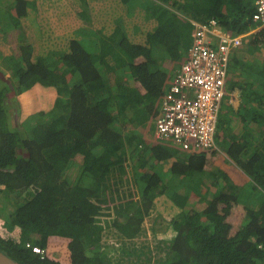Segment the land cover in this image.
I'll return each instance as SVG.
<instances>
[{"label":"trees","instance_id":"obj_1","mask_svg":"<svg viewBox=\"0 0 264 264\" xmlns=\"http://www.w3.org/2000/svg\"><path fill=\"white\" fill-rule=\"evenodd\" d=\"M66 1L78 19L68 37L60 29L63 19L45 21L36 1L0 0L13 23L7 29L0 18V54L8 47L22 62L16 82H0V195L13 207L6 220L14 230L12 238L0 234V250L21 264H123L124 255L132 264H150L153 253L164 255L156 264H264V91L251 79L237 82L244 104L224 116L223 151L249 178L246 186L221 168L212 171L216 149L180 156L184 152L168 141L147 148L137 126L157 116L169 79L164 68L189 42L191 24L157 0H107L103 13L99 8L92 17L83 15V0ZM154 7L169 13L164 22ZM180 7L185 16L217 17L235 33L258 25L254 0H184ZM263 39L262 28L249 42L260 47ZM161 50L167 54L154 52ZM120 65L127 66L124 77L115 74ZM257 66L253 72L264 82V62ZM11 95L22 96L35 117L30 134L19 127ZM128 109L127 122L115 128ZM235 115L246 124L237 134L229 124ZM135 155L139 192L98 196L107 175ZM75 164L79 176L70 182L66 172ZM174 174L186 183L173 186ZM153 205L173 232L154 251L138 239ZM110 225L122 245L101 250V232ZM31 237L43 258L28 243Z\"/></svg>","mask_w":264,"mask_h":264},{"label":"rangeland","instance_id":"obj_2","mask_svg":"<svg viewBox=\"0 0 264 264\" xmlns=\"http://www.w3.org/2000/svg\"><path fill=\"white\" fill-rule=\"evenodd\" d=\"M28 1L30 2L36 1L35 3L37 5L35 8L41 11L40 17H44L45 21L52 19V18L63 19L64 23L60 26V29L62 31V34H65L67 37H68L70 29L72 28L70 23L74 21L72 24H75V22L78 21L77 17L74 15L73 9L69 6V4H67L68 7L66 6L67 8L66 10L65 5L64 4L61 5L62 3L61 0H57V2L60 5L58 3H51L50 0H28ZM157 1H160V0H157ZM106 3H107V0H85L83 1V5H82L83 15L87 17H90V16L92 17L93 12L95 13V15L97 14L99 15L98 9L99 8L104 9ZM183 3H184V0H168L166 2L161 1V4L163 5V7L179 15L180 14L182 15V10L180 9L181 8L180 6ZM103 9H101V13H103L102 11ZM134 10H135L134 6H130V11L133 12ZM151 11L154 12L155 14L158 13L162 19V22H164L165 19L168 18L169 16V13L165 9H162L160 7L151 8ZM187 17L190 18L194 16L193 15L191 16L190 14ZM0 18L2 19V22H4V19L7 21V25H6L7 29L13 28L12 19L10 18L8 11L6 10V8L4 9L1 6H0ZM134 27L136 28V26ZM189 29H190L189 33L191 36L192 27L190 26ZM69 35L71 36L72 34H69ZM188 47H189V42L186 43V45L183 47V49H181L180 52L179 50L177 51L175 61L166 63V65L169 63L171 64L170 67L164 68V70H166V73L168 74V77H169L168 82L172 78V72L173 70H175L174 68L176 66L175 64L181 63V61L186 55L185 52ZM247 48L249 49L251 48V51H249V49ZM3 50L5 51L2 53V55L0 54V82L7 81L8 79H11L13 82H16L17 77L14 71L18 70L19 66H22V62L16 60L15 58L11 56L12 54H10V50L8 47H5ZM95 50L96 49L94 47L92 51H95ZM154 52H157L161 55L167 54L166 52H163L162 50L161 52H158V51H154ZM251 55H253L254 57L252 59H249V56ZM237 56L240 60L237 59ZM232 58L233 59L230 60L229 67L227 70L228 76H227L226 83L224 86L225 95L222 98V102L220 105L221 113H219L220 117L218 118V122H217L218 131H217V136H216L217 137L216 138V144H217L216 150H218L220 157H219V160L215 163L216 165L213 167L212 171H214L215 173L218 164L221 162V164L219 165L222 167L221 169L226 174H228L233 180H236L238 182L243 180L242 184H245L246 186L249 178L239 172L240 171L239 168L234 163H232L228 158H226L225 152L223 151L224 145H222V140H225V137L222 134L224 131L223 122L225 120L224 116L231 117V114H232L231 105L228 102V98H229V94L235 88V85L237 84V82L241 83L237 81V77H239V74L241 73V70H242V67L240 64L242 63V58H244L245 60H248L251 63L250 67H252V65L255 66L253 62H256V64L264 62V42L262 43V45H260V47L254 48L250 45L249 37H247L245 44L239 48V50L237 51V55L235 52L232 54ZM126 67L127 66L125 65L118 66L115 69V74L119 77H124L125 76L124 71L126 70ZM75 78L77 82L80 81L77 75L75 76ZM17 98H18V101L15 98V95H11L10 97V99L15 103V106L19 108V112L17 113V116H15V118L16 120L19 121V127L23 131H25L27 134H30L31 128H32L31 125H33V118L35 117H33L32 114L29 112L23 97L19 96ZM54 112H55V109L52 110V113ZM131 114H132V110L128 109L125 113V116H121L119 118L118 122L115 124V128L119 127V124L121 121L123 123L127 122L126 120L128 119V116H130ZM154 119L155 117L153 116L149 117L145 124L137 126V130L142 134V137L145 138L146 140L143 144L144 145L146 144L145 146H147V148L153 146L154 144L162 142V140L156 139L153 135ZM243 122L244 121L240 120L239 116L237 115L233 116L229 123L230 132H234L236 134L240 133L242 130L241 127H244L246 125ZM129 125L130 124L127 125V129ZM134 127L136 126H133L132 128ZM130 128L131 127L129 126V129ZM144 152L146 154L149 153L148 150L140 151L139 153H144ZM179 155L185 156L186 153L185 152L180 153ZM134 157H135L134 162L132 161V158H129L128 161L123 163V167L121 170L115 171L113 174L107 175L106 179L101 183L100 189L97 194L98 196H101L104 198H110L111 196L115 195L114 194L115 190H117V192L121 191V193L128 192V191L139 192V188L137 184L134 183V180H133V169H134L135 162L138 159L137 155H135ZM224 158L228 159L227 163H224V160H223ZM167 162L169 161H166V163ZM79 172H80V165L78 164L71 165L66 172V176L68 180L72 182L79 176ZM172 176H174L177 180L176 181L174 179L175 181L174 180H172V182L170 181L173 186H175L176 184L182 181L186 183L185 179L180 180L182 175L174 174ZM85 177L86 176H83L80 179V181L82 185L86 184L88 186L90 184V178L88 177L85 178ZM206 177L209 178L208 175ZM136 196H138L139 198L138 194ZM0 202L2 203V205L0 206V234L6 238H12V236L14 235V230H13V227H11L9 223L7 222L8 220H6V217L11 214V212L13 211L12 209L13 207L9 202H7V200H5V198H3V195H0ZM142 226L144 227L143 235H141L140 237L138 236L139 237L138 239L141 240L142 242H145L146 245H143V248L145 250L149 246L154 251L155 241L157 242L159 240H166V239L170 240L171 238H173V232L170 227V224L165 219L159 216V210L155 205H153L150 208L148 214L144 216ZM35 239L36 237H31L28 243L31 246L35 245L36 244ZM121 241L122 240L114 226H111V225L107 226V228L103 229V231L101 232V239H100L101 250L102 249L106 250L112 246L121 247L122 245V243H120ZM118 256L119 258L122 257V253L120 252ZM124 256L125 258L121 259V263L132 264V262L129 261V259L128 260L126 259V255ZM131 257L133 261L134 257L133 256ZM163 258H164L163 253H153V256L151 255L149 258L150 260L149 263L156 264V261L158 263V261L162 260Z\"/></svg>","mask_w":264,"mask_h":264},{"label":"built area","instance_id":"obj_3","mask_svg":"<svg viewBox=\"0 0 264 264\" xmlns=\"http://www.w3.org/2000/svg\"><path fill=\"white\" fill-rule=\"evenodd\" d=\"M254 5L253 19L264 26V0H254ZM192 24L195 29L186 56L159 99L154 136L182 150L199 151L216 147L229 62L246 34L223 28L217 17ZM32 249L43 257L41 248Z\"/></svg>","mask_w":264,"mask_h":264},{"label":"crops","instance_id":"obj_4","mask_svg":"<svg viewBox=\"0 0 264 264\" xmlns=\"http://www.w3.org/2000/svg\"><path fill=\"white\" fill-rule=\"evenodd\" d=\"M61 1H62L61 5L64 4L65 8H66V6L68 7V5H67L68 3L65 0H61ZM50 2L51 3H58L57 0H50ZM66 10H67V8H66ZM136 26H138V25H136ZM251 56H249V59H252L254 57L253 55H251ZM237 59L240 60L238 58V56H237ZM254 60H255V58H254ZM253 63L255 66L252 65V67H250L251 63L248 60H245L244 58H242V63H240L242 70H241V73L239 74V77H237V81L248 82L249 79H251V81L253 82L252 85L254 86V88L257 91H260V90L264 91V82H261V79L258 78L257 75L253 72L256 69V67H258L257 66L258 64H256V62H253ZM177 66H178V64L175 66V68H177ZM239 93H240L239 89L237 87H235L232 90V94H233L232 97L233 98L231 97V99H230V100H232V101H230L231 103L228 101L231 104V107L233 108V110H236L240 103H241V106L244 104V102L241 100V95ZM260 101H262V99ZM260 105L263 106L262 103H260ZM217 168H222V167L218 164ZM240 182H243V180H241Z\"/></svg>","mask_w":264,"mask_h":264},{"label":"clouds","instance_id":"obj_5","mask_svg":"<svg viewBox=\"0 0 264 264\" xmlns=\"http://www.w3.org/2000/svg\"><path fill=\"white\" fill-rule=\"evenodd\" d=\"M66 1V0H65ZM83 1H85V0H83ZM161 1L162 0H160V1H158V3H160L161 4ZM67 2V1H66ZM166 2V1H165ZM68 3V2H67ZM69 4V3H68ZM83 2H82V4L80 5L82 8H83ZM69 6H70V4H69ZM71 7V6H70ZM254 12H255V9H254ZM181 15V14H180ZM181 16H183V17H186L187 18V20L189 21V23L191 24V27H192V33H191V36H189V46H190V43H191V40H192V35H193V32H194V25L192 24V21H198V22H203V21H206L207 19H209V18H205V19H197V18H195V17H190V18H188L187 16H185V15H181ZM254 20V19H253ZM254 22H257L258 23V25L254 28V29H251V30H249V31H247V32H244V34H246L245 35V37H244V40H243V43H242V45L240 46V47H242L244 44H245V41L247 40V37H249V39H250V35H251V33H253L254 31H257V30H260V29H264V26H262L261 25V23L259 22V21H255L254 20ZM222 25V24H221ZM223 26V25H222ZM223 28H225L224 26H223ZM225 29H227V28H225ZM227 30H230V29H227ZM234 32V31H233ZM237 34H243V33H237ZM264 42V39L262 40V43ZM262 43L260 44V45H262ZM239 47V48H240ZM189 48V47H188ZM188 48H187V50H188ZM239 48L238 49H236L234 52L236 53V55H237V51L239 50ZM187 50H186V52H185V54L187 53ZM233 52V53H234ZM186 56V55H185ZM183 58V57H182ZM184 59V58H183ZM231 59H233L232 58V55H231ZM230 59V60H231ZM182 62V61H181ZM180 64H178V66H179ZM178 66H177V68H178ZM177 68H175V70L177 69ZM175 70H174V72H175ZM172 77H173V75H172ZM172 79V78H171ZM171 81V80H170ZM169 81V82H170ZM168 82V83H169ZM168 83H165L164 84V87L168 84ZM232 95V92L229 94V98H228V101L231 99V96ZM233 98V97H232ZM230 102V101H229ZM231 103V102H230ZM231 105V104H230ZM158 107H159V102H158ZM154 127H155V122H154ZM153 135H154V130H153ZM155 137V136H154ZM215 137H216V135H215ZM156 138V137H155ZM156 139H158V138H156ZM158 140H160V139H158ZM215 140H216V138H215ZM162 141H164V140H162ZM171 143V142H170ZM171 145H173L172 143H171ZM173 146H175V145H173ZM175 147H177V146H175ZM177 148H179V147H177ZM180 149V148H179ZM210 149V148H209ZM213 149H217V144H216V147L215 148H213ZM182 150V149H181ZM189 150H191V149H189ZM203 150H205V149H203ZM187 150H182V152H186ZM194 151V150H193ZM200 151V150H199ZM197 152V151H196ZM187 153V152H186ZM152 244V243H151ZM155 244H156V241H155ZM154 245V244H153ZM33 246H37V245H33ZM154 247H155V245H154ZM40 248V247H39ZM42 249V248H41ZM43 250V249H42ZM37 253V252H36ZM43 253H44V250H43ZM37 254H39V253H37ZM40 255V254H39ZM44 256V255H43ZM40 258H43V257H40Z\"/></svg>","mask_w":264,"mask_h":264},{"label":"water","instance_id":"obj_6","mask_svg":"<svg viewBox=\"0 0 264 264\" xmlns=\"http://www.w3.org/2000/svg\"><path fill=\"white\" fill-rule=\"evenodd\" d=\"M0 264H21L14 258L0 250Z\"/></svg>","mask_w":264,"mask_h":264}]
</instances>
